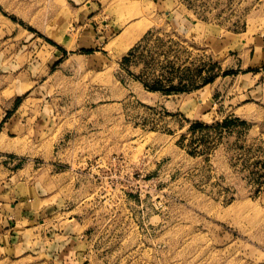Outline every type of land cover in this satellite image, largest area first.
I'll list each match as a JSON object with an SVG mask.
<instances>
[{
	"label": "rangeland",
	"instance_id": "1",
	"mask_svg": "<svg viewBox=\"0 0 264 264\" xmlns=\"http://www.w3.org/2000/svg\"><path fill=\"white\" fill-rule=\"evenodd\" d=\"M102 1L118 29L85 55L46 34L68 0H0V74L37 81L20 106L42 93L58 160L55 211L9 224L0 264H264V0H166L153 17L142 1L136 19Z\"/></svg>",
	"mask_w": 264,
	"mask_h": 264
},
{
	"label": "crops",
	"instance_id": "2",
	"mask_svg": "<svg viewBox=\"0 0 264 264\" xmlns=\"http://www.w3.org/2000/svg\"><path fill=\"white\" fill-rule=\"evenodd\" d=\"M142 1L150 5L151 17L156 10L160 11V8L166 4V0H121V3L134 6L132 18L136 19L138 17L136 14L143 8ZM68 3L66 21H63L61 26L57 24L58 21L65 19L63 14L46 33L59 45L56 46L57 52L67 54L77 49L85 55L101 53L109 34L118 29L111 21L114 17L108 18L110 12L104 15L102 0H68ZM147 16L149 19V14ZM64 22L65 26H63ZM142 27L145 25L137 24L134 29L124 33L120 31L118 35L120 38L116 41L117 47L127 44L132 37L136 42L146 30V27ZM248 73L253 82L247 92L252 93L256 91L251 87L258 85L259 73L251 67ZM208 85L209 83H206L197 89L200 94L196 97L198 101L204 100L205 93L212 90V87L208 89ZM34 88L37 91L39 85L26 72L17 70L16 74L10 76L7 73L0 74V252L12 248V245L10 246L5 240L6 228L9 224L14 222L16 225L17 222L35 218H50L55 211L50 208L52 203L50 197L56 192L54 185L48 180L55 175L53 171L58 164L53 154L56 141L52 138L45 140L43 138V134L49 128L51 112L43 105L40 92H36L34 98L41 100V106L28 109H22L20 106L23 97ZM205 99L208 101V95ZM210 103H214L212 98ZM182 104L176 102L175 109L181 110ZM198 111L200 110H197L196 114ZM200 112L201 116H214L212 107L202 109ZM245 127L244 124L243 132ZM243 137L245 138V135ZM244 143L245 140H243V149ZM44 146L47 151H44Z\"/></svg>",
	"mask_w": 264,
	"mask_h": 264
},
{
	"label": "built area",
	"instance_id": "3",
	"mask_svg": "<svg viewBox=\"0 0 264 264\" xmlns=\"http://www.w3.org/2000/svg\"><path fill=\"white\" fill-rule=\"evenodd\" d=\"M99 162H100L99 159H97L96 164H95V167H98L99 166ZM103 162H104V165L103 166H105V168H108V166L114 165L117 162H120L121 163V162H123V160H119L117 157H112L107 162L104 161V160H103ZM110 163H112V164H110ZM102 178H104L106 180V182L107 181L112 182L113 180H115V181L118 180L117 176L114 175V177H113V175H111V174L108 175L106 172L102 174Z\"/></svg>",
	"mask_w": 264,
	"mask_h": 264
},
{
	"label": "bare ground",
	"instance_id": "4",
	"mask_svg": "<svg viewBox=\"0 0 264 264\" xmlns=\"http://www.w3.org/2000/svg\"><path fill=\"white\" fill-rule=\"evenodd\" d=\"M142 28H145V27H142ZM134 42V38L132 37L129 42L121 47H117V49H114V50H117L116 51V54L118 55L119 53H122L123 51H125L126 49H128V47H130L132 45V43ZM110 45V44H109ZM112 45V44H111ZM115 48V47H114ZM113 53V52H112Z\"/></svg>",
	"mask_w": 264,
	"mask_h": 264
}]
</instances>
